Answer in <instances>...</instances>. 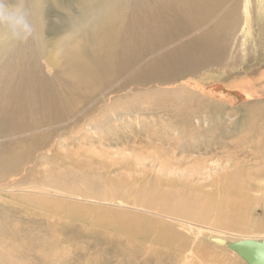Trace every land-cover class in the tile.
I'll return each mask as SVG.
<instances>
[{
	"label": "rangeland",
	"instance_id": "obj_1",
	"mask_svg": "<svg viewBox=\"0 0 264 264\" xmlns=\"http://www.w3.org/2000/svg\"><path fill=\"white\" fill-rule=\"evenodd\" d=\"M85 1L30 0L34 37L0 46V97L8 87L25 88L16 103L28 106V114L17 111L0 123V264H245L210 247V238L186 221L216 227L232 241L264 236V185L256 189L264 177V0H248L247 36L239 0L214 8L211 0L192 3L204 12L195 17L203 23L183 29L184 0L169 8L165 0H138L149 15L129 3L110 22L92 12L83 18ZM233 2L235 47L223 61L164 84L136 80L148 63L198 36L211 14L219 19ZM100 25L107 29L99 30L100 38L102 32L134 37L131 66L92 82L79 79L63 42L72 48L68 53L83 44L90 49ZM159 65L157 75L167 76ZM245 91L248 102L241 98ZM199 163L202 174H189ZM236 175L246 177L239 179L241 194L237 187L225 190ZM225 176L232 178L218 183ZM164 206L174 217L155 212ZM139 218L151 221L148 233L130 226ZM178 236L186 245L204 244L211 263L178 250L172 244Z\"/></svg>",
	"mask_w": 264,
	"mask_h": 264
},
{
	"label": "bare ground",
	"instance_id": "obj_2",
	"mask_svg": "<svg viewBox=\"0 0 264 264\" xmlns=\"http://www.w3.org/2000/svg\"><path fill=\"white\" fill-rule=\"evenodd\" d=\"M34 1H36V0H32L33 3H34ZM165 1L167 2V4H165V6L168 7V8L171 7V6H177V7L183 6V5H180V3H179V1H181V0H165ZM184 1H186L187 4H189V9L186 10V12L188 14V16H187L188 23L185 24L184 19L180 18L179 21H181V24H182L181 29H183L185 27L196 26L199 23H203V22H200L199 20H197L195 17H197V15L198 16L199 15L203 16L204 12L201 14L200 13L201 11L198 10L199 7L198 8L197 7L194 8V7H192L191 4L192 3H196V2H199V3L203 4V3H205L208 0H184ZM227 1H229V2H226V3L229 4L232 0H227ZM239 1H240V3H242V2L245 3L244 11H243V18H244V26L243 27L244 28H243L242 32L244 33V36H247V35L251 34V17H250V13H249L250 4H248L249 3L248 0H239ZM223 2H225V1H223V0H211V2L209 3V6H212L214 8V7H217V6L221 5L220 3H223ZM120 3H122V4L119 5ZM129 3H132L131 4L133 6L132 11H134V12H138V10H140V12L142 14L144 13L147 16V15H149L151 13L150 11H152V10H149L146 13L145 10L147 8H143V6H141L142 5L141 1H138V0H86L83 3L84 10H81L82 11V17L84 18L86 16V14H88L89 12H92V13H95V14H98V15L99 14L100 15L103 14L104 18L106 17V21L110 22L112 20V18L115 19V17H117L119 14H121L120 13V7L123 8V6H125V5L127 6ZM233 3L234 4H231L229 6V8L225 11L226 13L224 12L221 15V17L219 19H217V20H212V18H214L215 15L211 14V18H210L211 21L209 20L211 26L209 25L207 28H204V30H202V32L200 34H198V36H196V37L192 36V39L188 40V42L184 41L182 44L178 45L177 48L175 47L176 48L175 50L165 51V52H168V53H166L165 56L163 54L164 57L163 56H161V58L159 57L161 59L160 62H159V59H157L155 61H152V62L148 63L147 70L141 72V74L136 78V80H138V81L140 80V82L141 81L143 82V81H146V79L148 77H150V78H152V80H151L152 83L156 82V83H159V84H164V82L166 83V82L170 81L174 77L184 76L186 73L189 74L192 71H194L195 69H197L199 67L201 68L204 65H208V64H211V63L215 64V63H219V61H223V59H225V57L222 56L223 53L225 51L226 52L228 51V53H229L230 48L232 50V48L235 47L234 46V40H235L236 33H234V30L236 29V26H237V23H238V17H236L237 3L236 2H233ZM159 9H163V5L159 6ZM180 9H182V8H180ZM179 12H182L181 14H183L185 11L181 10ZM92 16H94V15L92 14ZM176 16L180 17L177 14H176ZM96 21H97V17H96ZM169 22H171V21H169ZM98 23H100V22H98ZM102 23H104V22H102ZM89 24H90V22H89ZM81 27H83V26L81 25ZM167 28H169L170 30H176L177 26H175L174 24L173 25L169 24L167 26ZM95 30H96L95 33L93 32L94 34H91L92 36L90 37V40H94L95 43H93V47L90 48V49L88 47L91 46V45L84 46V44H83V45L76 46L77 48H75L73 53H68V52H71L72 48L69 50L68 48L65 47V44L67 42H63V43H65L63 45L64 46L63 51H67V55H68L70 61L71 60H75L73 63L78 68V69L74 70L73 74H75V77L78 76L79 79H82V77H87L85 79H89L91 82L95 81V80H92V78H94L95 76H97L99 74L100 75L104 74V72H106V73H115L117 68H121L122 70L123 69L126 70L128 67H130L131 65H129V64L131 63L132 58H133V57L131 58L130 55L134 51V46H135V41H136L134 39V37H132L131 35H129L126 38H121L119 40L118 38H114V36H109L108 34H103V32L101 33V37L102 38H100V36H97V34H99L98 33L99 30L107 32V29L105 27H102V25H100L97 29L95 28ZM232 39H234V40L232 41ZM116 42H118V43H116ZM119 45L121 46V48L118 51V46ZM7 48H8V46H7ZM77 49L79 50V52L75 53V51ZM129 50H131V51L129 52ZM82 57L84 59H82ZM229 57H231V56H229ZM118 59L122 60L125 63V65H122L120 63L118 64L117 63ZM230 60H234V57H232ZM162 62L164 63L163 69H166L165 74L167 75V76H164V77L157 75L158 70L162 67L159 64L162 63ZM49 63L57 64L56 62H53L52 58H50ZM69 70H70V68H69ZM160 71H161V69H160ZM100 83H103V82H99V81H98V83L96 82V84H97L96 85V89L93 88V90L95 92L99 89V84ZM184 85H187V84H184ZM1 87L3 88L2 85H1ZM24 89L23 88H21V89L18 88V91L16 92V91H14L15 89L12 90V88L9 89V87H8L7 92H5L6 94H4L3 97H0V123H3L4 120L14 119L16 117V115L18 116L19 113H23V114L27 113L28 114V112H27V107H28L27 103H25V102L16 103V101H18L19 99L23 98ZM247 97H248V95H247L246 91L243 92L241 98L243 100L247 101L246 100ZM220 102H223L225 104H229V101H226L224 99L221 100ZM17 111H19V113H17ZM15 125L16 124H14V125H12L10 127V134L12 136L13 135H17L15 133V130H14V126ZM0 130H2V128H0ZM3 135H5V134L3 133ZM200 166H201L200 163L196 164L195 166H192L188 170L189 174L190 173H196V172H200L201 173L202 171L199 169ZM160 167H162V166H160ZM174 169L175 170L165 169V172H167V173H171V172L172 173H174V172L176 173V172H178L177 168H174ZM228 177L230 178L231 176H225L223 178H219V180H218L219 182L218 183H221V180L226 181L228 179ZM235 177H236V180H234V181H236V184H235V182H231L230 184H228L226 186L225 190H230V192H231L232 189L235 191V189L237 187L238 191L237 190L236 191L240 192V194H241V192L245 191V188H243V184H242V182H240L239 179L240 178H242V179L244 178L243 180H245L246 177L245 176H241L240 177L238 175H236ZM229 180H231V179H229ZM229 180H227V181H229ZM239 183H241V184L239 185ZM263 185H264V177L258 179L257 184H256V189L258 191H260V189H261V187ZM219 186H221V185H219ZM240 186H241V188H240ZM146 197H147V195H146ZM149 199H151V198H149ZM156 206L159 207V205H156ZM147 207H149V206H147ZM157 209H159V208H157ZM170 209H171V207L167 209L164 206L162 208V210L160 209L161 212L160 211H155V212H157V214H160V216H165V214H168V216H165V217H171V215H173V214L170 213V211H169ZM173 217H174V215H173ZM147 221L148 220H143V219L139 218L136 221H133V224H131L130 226H132V228H134V229L139 230V232L145 234V233H148V231L150 230L149 227L147 225H145V222H147ZM184 221H186V220H184ZM138 222H140V223L138 224ZM148 222H149V224L151 223L150 220ZM157 224H158V222H157ZM186 225L187 226H191V231H192V227H194V228L197 229V231L199 233H201L203 235V237L206 235L207 236V240L210 238V240H209L210 241L209 243L211 245L210 247H213L215 249H221V250H224V251L228 250L230 254L235 255L236 258L240 259V261L241 262L243 261L245 264H248V263H246V261L238 253H236L235 251L230 250L228 248V243L238 242V241H241V240H244V239H255V240L264 239V236L247 237V235H246V237H244L245 236L244 235L243 238L240 237L241 239L232 241V240L227 239L226 235L223 234L224 232H222V230H220V229H217L216 227L213 228L211 226L198 225V224H195V223H193L191 221H186ZM195 236H197V238L199 237V235H196V234H195ZM259 237H261V238H259ZM235 238H237V237H235ZM185 243H186L185 239L182 236H178L176 238V240L172 241V244L178 250H180V251H182L184 253H187V254H197V255L201 256L206 262H210V256L213 253L212 252L209 253V250H208V252L207 251L206 252L205 251L202 252L203 249L205 248L204 244H200L199 245L200 242L197 239L195 240V244L186 245ZM0 258H1V256H0Z\"/></svg>",
	"mask_w": 264,
	"mask_h": 264
},
{
	"label": "clouds",
	"instance_id": "obj_3",
	"mask_svg": "<svg viewBox=\"0 0 264 264\" xmlns=\"http://www.w3.org/2000/svg\"><path fill=\"white\" fill-rule=\"evenodd\" d=\"M30 0H0V45L13 47L34 37Z\"/></svg>",
	"mask_w": 264,
	"mask_h": 264
},
{
	"label": "water",
	"instance_id": "obj_4",
	"mask_svg": "<svg viewBox=\"0 0 264 264\" xmlns=\"http://www.w3.org/2000/svg\"><path fill=\"white\" fill-rule=\"evenodd\" d=\"M228 248L238 253L248 264H264V239H244L228 243Z\"/></svg>",
	"mask_w": 264,
	"mask_h": 264
}]
</instances>
